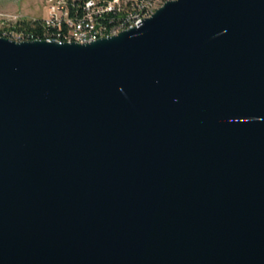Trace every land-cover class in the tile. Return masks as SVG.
Masks as SVG:
<instances>
[{
  "label": "water",
  "instance_id": "1",
  "mask_svg": "<svg viewBox=\"0 0 264 264\" xmlns=\"http://www.w3.org/2000/svg\"><path fill=\"white\" fill-rule=\"evenodd\" d=\"M0 264H264V0L0 38Z\"/></svg>",
  "mask_w": 264,
  "mask_h": 264
},
{
  "label": "built area",
  "instance_id": "2",
  "mask_svg": "<svg viewBox=\"0 0 264 264\" xmlns=\"http://www.w3.org/2000/svg\"><path fill=\"white\" fill-rule=\"evenodd\" d=\"M42 39L85 44L137 27L170 0H44ZM17 42L27 41L17 33Z\"/></svg>",
  "mask_w": 264,
  "mask_h": 264
},
{
  "label": "rangeland",
  "instance_id": "3",
  "mask_svg": "<svg viewBox=\"0 0 264 264\" xmlns=\"http://www.w3.org/2000/svg\"><path fill=\"white\" fill-rule=\"evenodd\" d=\"M44 0H0V38L16 41L13 30L21 21L42 20L46 16Z\"/></svg>",
  "mask_w": 264,
  "mask_h": 264
},
{
  "label": "trees",
  "instance_id": "4",
  "mask_svg": "<svg viewBox=\"0 0 264 264\" xmlns=\"http://www.w3.org/2000/svg\"><path fill=\"white\" fill-rule=\"evenodd\" d=\"M13 30L22 33L27 41L42 39L43 35V27L40 20L18 22L14 25Z\"/></svg>",
  "mask_w": 264,
  "mask_h": 264
}]
</instances>
